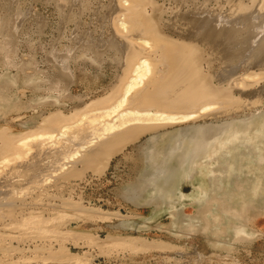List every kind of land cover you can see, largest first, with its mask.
Instances as JSON below:
<instances>
[{
    "label": "rangeland",
    "instance_id": "obj_1",
    "mask_svg": "<svg viewBox=\"0 0 264 264\" xmlns=\"http://www.w3.org/2000/svg\"><path fill=\"white\" fill-rule=\"evenodd\" d=\"M148 1L153 4L156 28L164 35L199 43L206 69L219 74L231 69L238 74L264 71V45L258 48L264 40V0ZM80 2L0 0V130L8 136H25L56 110L43 105L47 93L61 92L63 110L71 114L116 84L120 69L114 55L95 59L92 51L78 49L77 44L78 38L90 33L105 40L114 34L110 20L105 23L112 0H84L82 11ZM75 4L61 37L62 10ZM224 14L248 17L232 40L220 34L214 40L198 32L201 20ZM42 21L46 25L41 27ZM68 48L78 51L71 61L76 81L61 82L59 91L51 90V83L58 84L60 78L48 53L57 49L62 54ZM260 80L254 83L260 88L259 102L239 112L241 119H251V125L232 140L214 145L196 166L181 171L167 190L154 191L140 201L124 196L144 174L145 136L90 168L78 161L72 170L57 172L46 186L31 190L15 208H1L0 264H76L77 260L264 264V79ZM75 169L80 173L70 175ZM83 208H96L99 214L95 211V217H89ZM203 217L210 221L208 228Z\"/></svg>",
    "mask_w": 264,
    "mask_h": 264
},
{
    "label": "bare ground",
    "instance_id": "obj_2",
    "mask_svg": "<svg viewBox=\"0 0 264 264\" xmlns=\"http://www.w3.org/2000/svg\"><path fill=\"white\" fill-rule=\"evenodd\" d=\"M152 5L148 0H112L104 18L105 23L110 20L114 34L107 40L91 33L77 39L78 49L92 51L95 59L114 55L119 63L117 82L106 95L67 114L61 92L58 96L47 93L42 104L56 110L45 115L38 126L31 127L25 136L13 138L0 130V214L4 206L14 207L31 190L46 186L57 172L72 170L78 161L86 169L95 166L121 151L120 147L141 142L146 136L141 149L144 174L124 194L127 199L140 201L173 185L181 171L191 164L196 166L214 145L232 140L251 125V119H241L239 112L259 102L260 88L254 83L264 79V71L238 74L231 69L219 74L206 69L199 43L168 37L156 28ZM84 6L81 0V11ZM244 6L240 4V8ZM74 7L76 4L62 10L61 37L66 34L65 24L70 22ZM247 18L244 14L208 16L201 20L198 32L214 40L219 34L232 40L236 31L243 30L238 26ZM39 25L42 27L44 21ZM263 45L261 40L258 48ZM48 54L60 78L50 89L59 91L61 82L74 83L77 73L71 61L78 51L68 48L60 54L54 49ZM64 88L63 92L67 85ZM81 169L68 174L77 176ZM96 210L84 212L93 217ZM203 221L208 228L209 219L203 217Z\"/></svg>",
    "mask_w": 264,
    "mask_h": 264
}]
</instances>
